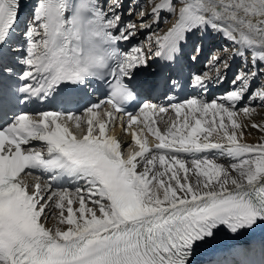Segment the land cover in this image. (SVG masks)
I'll return each instance as SVG.
<instances>
[{
  "label": "snow or ice",
  "instance_id": "obj_1",
  "mask_svg": "<svg viewBox=\"0 0 264 264\" xmlns=\"http://www.w3.org/2000/svg\"><path fill=\"white\" fill-rule=\"evenodd\" d=\"M127 7L124 0H33L31 6L0 0V264H195L223 229L236 234L264 225V136L242 142L248 127L242 117L254 114L252 102L264 107V84H256L264 76V0H153L150 11L135 5L138 22L125 21ZM164 9L176 14L175 22L148 39L157 45L153 55L175 73L183 71L189 45L196 62L200 40L213 32L235 45L232 56L244 58L247 69L236 74L231 90L205 99L208 84L222 83L220 69L229 67V57L213 54L215 78L189 76L199 96L174 102L165 94L175 119L163 121L161 132L152 117L169 108L145 98L159 82L133 80L148 57L142 46L125 51L120 42L131 41L138 28L152 29L149 17L158 24ZM93 78L109 84L106 100L76 111H13L61 85L86 88ZM179 85V76L164 80L170 90ZM129 102L135 112L125 111ZM121 112L126 130L142 125L140 132L158 141L154 147L133 132L140 150L122 155L109 134ZM72 123L85 126L79 137ZM250 127L264 133V122ZM33 170L50 173L47 183L39 175L26 183ZM62 180L77 183L74 194L53 189ZM50 201L66 230L42 222ZM248 254L232 248L217 264H246Z\"/></svg>",
  "mask_w": 264,
  "mask_h": 264
},
{
  "label": "bare ground",
  "instance_id": "obj_2",
  "mask_svg": "<svg viewBox=\"0 0 264 264\" xmlns=\"http://www.w3.org/2000/svg\"><path fill=\"white\" fill-rule=\"evenodd\" d=\"M129 1H131V0H128V2ZM175 1H178L175 4H178L179 3V0H172V2H175ZM25 2L28 3L31 6V3L33 2V0H25ZM152 2H153V0H147V3H148L147 9H146L147 11H150L151 10V3ZM156 2L163 3L164 0H156ZM141 4H143V0H141ZM144 4H146V2H144ZM168 11L169 10H167V9L161 10L160 16H161L162 13H167ZM135 13H136V11H135ZM26 15H27V10H26ZM173 17H174V20H173V22H170V25L168 27L164 26V29L162 28L163 29L162 31L161 30H160V32L157 31V33L159 35H163L168 30V28L171 27L172 23L175 22L176 15L173 16ZM161 18L162 17L159 18V20H160L159 21V25H161V21H162ZM139 19H140V17H139ZM164 19H167V16H165ZM148 23L149 24H154V25H152V28H157V26H158L157 22L153 21L152 19H151V21L149 20ZM22 30H23V25L21 26L20 31H22ZM142 30H143V28H140L138 31L141 32ZM141 37H142V35H141ZM205 37L208 38V39L209 38H212L215 42H218L220 44L221 43L223 44V42L226 43V44L228 43V45H230V46L233 47L232 48V51H233V49L235 47V45L231 41L227 40L226 38H224L223 36H221V35H219L217 33H214L213 32V33L207 34ZM194 38H195V36L192 37V40ZM149 41H150V44L151 45L153 44V46L150 49H147V52H150L154 48H157V45L155 44L154 40H149ZM189 49L191 50V48H189ZM232 51L219 52V56L220 57H229V59H228V65H229V67H228L227 72L225 74V77L226 78L229 75V71L235 69V67H237L238 64L242 63L241 65H243L244 67L246 66L245 59L244 58H241L239 56L233 57L232 56ZM250 59H251V57L249 55L248 56L249 63H250ZM221 69L225 70L223 67ZM261 83L262 84L264 83V78L262 79ZM231 88L232 87H230V90H231ZM251 106H253L255 108L254 114L250 118L242 117L243 122L246 125H248V127H246L245 130H244V137H243V141L242 142H246V143H258V142H260L261 137L264 136V133H261L258 129L251 128L250 127V124L252 122H255V123H258V124L261 123V122H264V107L260 106V103L258 101L252 102ZM171 118L172 119H175V116L172 114L171 115ZM163 128H164V126H163ZM138 133L141 135V138L143 139L144 133H142V132H138ZM123 141H128V138H126V137L123 138ZM139 150L140 149H138V151ZM201 155H214V152L213 153H202ZM218 162L227 164V163H230L231 161L227 157H220L219 160H218ZM89 206H91V205H89ZM76 207H77V205L76 204H73V208L75 209ZM58 213H59V209H56L54 207V205H52L50 207L49 212L47 213V215L49 216L48 222H49L50 225L60 226L61 228H63V229L66 230L67 225H58V220L56 218L57 215H58ZM245 238H248V237H245Z\"/></svg>",
  "mask_w": 264,
  "mask_h": 264
},
{
  "label": "rangeland",
  "instance_id": "obj_3",
  "mask_svg": "<svg viewBox=\"0 0 264 264\" xmlns=\"http://www.w3.org/2000/svg\"><path fill=\"white\" fill-rule=\"evenodd\" d=\"M144 2H146L145 0H143V5H145L144 4ZM178 1H175V2H173V3H177ZM130 9V7L128 8V10ZM138 9H135V11H137ZM171 14H173V16H175L176 14L175 13H172V12H170V11H168L167 13H162L161 14V16L160 17H162L163 19H164V17L165 16H167V21L164 23V25L160 28V30L162 31L163 29H164V26H166V27H168L169 25H170V22H173V20H174V18L173 17H171V18H169L168 19V16H170ZM161 18V19H162ZM151 21V18L149 17V19H148V21ZM139 21V20H138ZM152 25H154V24H152ZM163 28V29H162ZM160 32V31H159ZM150 35H148V37H149ZM198 38V37H197ZM208 40H213L212 38H209ZM214 41V40H213ZM212 41V42H213ZM214 43H215V41H214ZM213 44V43H212ZM221 45H223L224 47H226L227 49H228V51H232V46H230V45H228V43L226 44V43H224L223 42V44L221 43ZM211 47H212V45H211ZM220 49H222V47H220ZM220 49H218V48H215L214 49V52H213V54H216L217 53V51H222V50H220ZM223 52V51H222ZM225 52V51H224ZM210 62V59L208 60V63ZM240 66H242L243 67V70H246L245 69V67H247V65L244 67L243 65H238L237 67H240ZM223 75H224V73H222ZM264 78V76H261L260 78H259V82H261V80ZM256 82V84H257V86H259V84H261V83H259V82ZM264 84V83H263ZM232 89V88H231Z\"/></svg>",
  "mask_w": 264,
  "mask_h": 264
}]
</instances>
